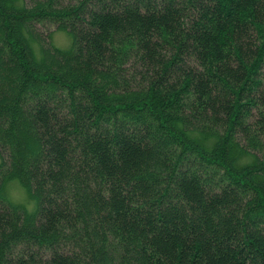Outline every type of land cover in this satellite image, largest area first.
I'll use <instances>...</instances> for the list:
<instances>
[{"label": "trees", "instance_id": "obj_1", "mask_svg": "<svg viewBox=\"0 0 264 264\" xmlns=\"http://www.w3.org/2000/svg\"><path fill=\"white\" fill-rule=\"evenodd\" d=\"M0 264H264V0H0Z\"/></svg>", "mask_w": 264, "mask_h": 264}, {"label": "rangeland", "instance_id": "obj_2", "mask_svg": "<svg viewBox=\"0 0 264 264\" xmlns=\"http://www.w3.org/2000/svg\"><path fill=\"white\" fill-rule=\"evenodd\" d=\"M51 35H52L53 43L60 46V47H65L70 42V35L63 28L53 29ZM6 191L8 193L9 198L12 201L17 202V203H21L25 207L29 206L32 203V201H35L34 198H31L28 196L24 187L16 178H12V179L7 181ZM35 204H36V201H35Z\"/></svg>", "mask_w": 264, "mask_h": 264}, {"label": "clouds", "instance_id": "obj_3", "mask_svg": "<svg viewBox=\"0 0 264 264\" xmlns=\"http://www.w3.org/2000/svg\"><path fill=\"white\" fill-rule=\"evenodd\" d=\"M35 207H36L35 201H32V203L29 206L25 207V211L31 214L32 212L35 211Z\"/></svg>", "mask_w": 264, "mask_h": 264}]
</instances>
